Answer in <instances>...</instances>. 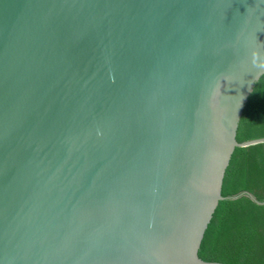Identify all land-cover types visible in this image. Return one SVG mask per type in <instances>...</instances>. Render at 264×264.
Here are the masks:
<instances>
[{"label": "water", "instance_id": "95a60500", "mask_svg": "<svg viewBox=\"0 0 264 264\" xmlns=\"http://www.w3.org/2000/svg\"><path fill=\"white\" fill-rule=\"evenodd\" d=\"M263 76L264 0H0V264H224Z\"/></svg>", "mask_w": 264, "mask_h": 264}, {"label": "trees", "instance_id": "16d2710c", "mask_svg": "<svg viewBox=\"0 0 264 264\" xmlns=\"http://www.w3.org/2000/svg\"><path fill=\"white\" fill-rule=\"evenodd\" d=\"M264 138V76L243 111L237 141ZM250 193L260 204L247 195ZM222 200L205 233L199 257L224 264H264V142L235 149L227 168Z\"/></svg>", "mask_w": 264, "mask_h": 264}]
</instances>
